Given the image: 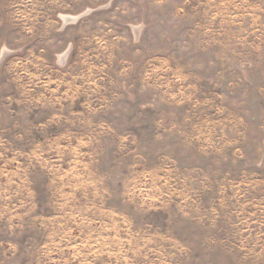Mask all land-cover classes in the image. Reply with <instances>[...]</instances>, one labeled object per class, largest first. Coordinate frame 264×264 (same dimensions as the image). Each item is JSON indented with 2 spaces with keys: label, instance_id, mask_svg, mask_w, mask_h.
I'll use <instances>...</instances> for the list:
<instances>
[{
  "label": "rangeland",
  "instance_id": "rangeland-1",
  "mask_svg": "<svg viewBox=\"0 0 264 264\" xmlns=\"http://www.w3.org/2000/svg\"><path fill=\"white\" fill-rule=\"evenodd\" d=\"M0 264H264V0H0Z\"/></svg>",
  "mask_w": 264,
  "mask_h": 264
},
{
  "label": "bare ground",
  "instance_id": "bare-ground-1",
  "mask_svg": "<svg viewBox=\"0 0 264 264\" xmlns=\"http://www.w3.org/2000/svg\"><path fill=\"white\" fill-rule=\"evenodd\" d=\"M64 18L66 19V20H71V21H73V20H75L76 19V17H71V18H69V16H64Z\"/></svg>",
  "mask_w": 264,
  "mask_h": 264
}]
</instances>
